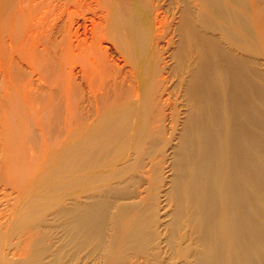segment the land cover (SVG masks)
Masks as SVG:
<instances>
[{
    "label": "bare ground",
    "instance_id": "bare-ground-1",
    "mask_svg": "<svg viewBox=\"0 0 264 264\" xmlns=\"http://www.w3.org/2000/svg\"><path fill=\"white\" fill-rule=\"evenodd\" d=\"M36 2L0 0V264H264V0Z\"/></svg>",
    "mask_w": 264,
    "mask_h": 264
},
{
    "label": "rangeland",
    "instance_id": "rangeland-1",
    "mask_svg": "<svg viewBox=\"0 0 264 264\" xmlns=\"http://www.w3.org/2000/svg\"><path fill=\"white\" fill-rule=\"evenodd\" d=\"M36 1H41V0H36ZM36 1L31 0L32 3L29 4L30 14L33 15V16L31 17V18L33 19V20L31 19V22H32V21L34 22V18H33V17H35V16L37 15L36 13L39 14V12H40V6H39V5H38L39 8H34V7H35L34 5H35V2H36ZM55 1H56V0H55ZM90 1H91V0H90ZM36 3H37V2H36ZM46 4H47V5H46ZM32 5H33V7H32ZM48 5H49V3H48V1H47V2L44 4V6H48ZM36 9H37V10H36ZM33 22H32V23H33Z\"/></svg>",
    "mask_w": 264,
    "mask_h": 264
}]
</instances>
